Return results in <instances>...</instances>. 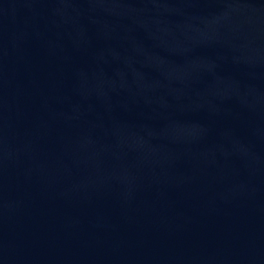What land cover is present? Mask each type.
<instances>
[{
    "label": "water",
    "instance_id": "water-1",
    "mask_svg": "<svg viewBox=\"0 0 264 264\" xmlns=\"http://www.w3.org/2000/svg\"><path fill=\"white\" fill-rule=\"evenodd\" d=\"M0 264H264V0H0Z\"/></svg>",
    "mask_w": 264,
    "mask_h": 264
}]
</instances>
